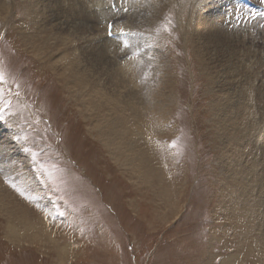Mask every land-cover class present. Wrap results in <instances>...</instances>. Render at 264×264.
<instances>
[{"label":"rangeland","instance_id":"374dc122","mask_svg":"<svg viewBox=\"0 0 264 264\" xmlns=\"http://www.w3.org/2000/svg\"><path fill=\"white\" fill-rule=\"evenodd\" d=\"M96 1L103 12H114V3L121 12L110 20L112 38L106 33L107 13L95 16L98 9L93 12L91 3L92 23L112 39L111 47L123 51L124 41L129 47L134 39L139 59L146 52L148 60L155 58L147 89L161 88L167 95V107L158 115L149 111L148 118H131L126 110L122 122L138 142L137 129L142 130L139 143L144 165L148 160L154 169L152 185L141 176L138 162L115 155L117 145L106 146L107 139L127 141L105 128L108 111L90 116L85 98L74 95L49 68L48 56L38 53L42 43L37 39L64 48L59 37L73 40L71 33L81 30L73 31L64 17L41 13L39 0H5L6 9H0V127L8 128L23 159L10 163L13 174L0 176L10 199L5 205L0 193V264H60V259L62 264H264V158L262 165L256 162L259 156L253 159L256 151L262 154L260 148L264 151V104L259 103L264 63L233 64L226 37L223 49L213 40L197 49L189 0L165 1L156 19L141 28L133 27L137 20L126 21L133 12L130 0ZM229 3L231 11L234 1ZM247 13L242 10L240 17ZM215 16L229 33L245 34L249 28L253 35L255 30L264 35V18L245 24L237 14ZM27 33L38 42L27 41ZM263 44L258 40L256 47L263 51ZM5 102H10L7 107ZM22 212L30 219L23 224H29L25 240L8 234L10 220L22 235ZM52 241L62 253H55Z\"/></svg>","mask_w":264,"mask_h":264},{"label":"bare ground","instance_id":"6f19581e","mask_svg":"<svg viewBox=\"0 0 264 264\" xmlns=\"http://www.w3.org/2000/svg\"><path fill=\"white\" fill-rule=\"evenodd\" d=\"M165 1H172V0H130L128 2V4H130L128 6V9L133 10V12L132 13L129 12L131 13V16L125 17L126 21H128L129 19H131L132 21L137 20L136 21L137 25H134L133 26L134 28H137V27L141 28V27H144V25H149L151 21L156 19L158 10H159V5L163 4ZM233 1H234V7L232 10L231 8L229 9L231 11H228L227 6L229 7L233 6V5L231 6V4L229 3L230 0H189L188 3H190L189 5L190 6L189 7L190 16L194 15L192 17H194L196 21V25L193 28V31H194L193 35L195 36L196 43L198 44L197 49L201 51L202 50L201 44H203V42L205 41L208 42L212 40L215 41L216 44H219L220 48L223 49L226 47L224 45H228L225 39L226 37L230 39L229 40L230 42L228 41V43L231 46L230 48L228 47L229 48L228 51H230V56H231V60L233 64L236 65L238 62L241 63L242 60L246 61V59H248V60H251L252 63L258 66L259 64L264 63V54H263L264 49L262 51V50H259L258 47H256V43L258 40L260 42L264 41L263 39L264 35H262V33L258 34L260 30H255L254 35L250 33L249 28L246 29L245 34H241L237 30H234L233 32L229 33L227 32L228 29H225L224 27H222L219 24V22L216 20V16H215L216 14H219L222 16L227 15L229 17H234V14H237L236 13L237 11L238 13L242 12L243 10L242 6H239L236 0H233ZM89 2L90 0L89 1L88 0H39V5H40L39 11L41 13H44L43 10H46L47 13L49 14H55V16L64 17V21H63L64 24L66 22L67 23L70 22L69 26L74 28L73 31L74 30H81V31L71 33V35L74 37L73 40H71L70 38H68L67 40L65 37L60 36L59 45L64 44L62 40L65 41L64 48L60 46L54 47L53 45H50L49 42L42 41L41 39H37L38 41H40V43H42V46L39 48L38 53L42 56L41 58L48 56L47 60H48L49 68L54 72V74L60 77L63 80V82H65L66 86L70 89V91L74 95H78V97L82 99L85 98L84 101L86 102L85 103L86 106L84 107L85 108L87 107L86 110L89 111L88 113L90 116L91 115L92 116L101 115L104 112L103 109L104 110L106 109L108 111L109 114H106V116H104V118H106L105 119L106 123H104L105 128L112 134H116V132L119 131L121 135L126 136L127 141H125L124 137L119 142L117 141L118 140L117 138H116L117 140L107 139L106 146L115 144L118 146L116 148L119 152V154H115V155L120 156V158L121 157L125 158V155H127V159L131 163L133 162V164H136V162H138L137 166L141 168V171H140L141 172L140 174H142L141 176L143 177V179L145 178L151 184V181H152L151 173H154L153 172L154 169L152 170L149 169L148 164H147L148 160L146 162V165H144L145 158L144 159L142 158L143 153L141 151V146L139 143L143 137L142 130L141 128L139 129L138 127H136V129L138 128L137 130L139 131V142H138V138L136 139V137L134 136L135 132L128 133L127 131L128 129L124 125H122V122L125 118L126 110H130L128 116L131 118H134L137 116L142 117V118L144 116H147L148 118L149 116L148 113L151 112L153 114L158 115L163 109L167 107V101H166L167 95L163 93L164 90L162 91L161 88L159 89L157 88L155 89L156 90L155 92V91H152L151 89L149 90L147 89V85L151 82V80L153 79L152 76L155 74V72L153 73L154 71L153 68L155 67L150 68V65L154 63L155 58L148 60V58H146L147 57V52H146L139 59L138 55L134 54V51L136 50V41L134 39L130 41L129 47L124 49L123 51H120L119 48L111 47L112 39L105 37L103 33L104 29L99 30L96 22L92 23V21L90 20V17H89L90 13L88 9L92 7L91 6L92 1L90 3ZM177 2H179L180 8L183 7L182 6L183 4L181 3L182 1L181 2L177 1ZM92 4L95 5L93 9V12H94L99 2L95 0V3L93 2ZM113 5H115V3ZM5 7H7L5 5V0H0V9H6ZM103 8L105 7L103 6L101 9L97 8L98 10L97 12L95 11V16H97V13L99 12L107 13L108 18H109L107 19V22H106V31H107L108 24H111L110 20L114 21L116 17L120 14L121 10H119V8L115 6L114 12L109 13L108 10L103 12ZM129 13L126 12V15H128ZM32 14H33L32 25H34L35 17H36L35 14H37L35 13L34 8L32 10ZM123 14L121 13V15ZM238 17L245 24L251 23L250 19L245 20V17L243 16L242 17L238 16ZM56 19L58 20L60 18H56ZM55 24L56 26L63 25V23H59V22H55ZM125 25L129 30L133 28V27H129L126 24V22H125ZM97 29L99 30V32L97 31ZM223 29H225V31ZM35 32L36 31H34V33ZM111 32H112V29H111ZM112 33L114 34V32ZM34 36L35 34H31V33L26 34V37H28L27 41H31L32 45L38 42L36 40L33 41ZM75 41L77 42V44L74 46L73 44L75 43ZM104 41L106 42V45ZM237 42L241 43L242 46L240 47L236 46L235 43L238 44ZM51 46L54 47L53 50H51L50 48ZM110 49L113 51H111ZM146 49L149 51L148 48ZM45 50H47L46 51L48 52L47 54H43ZM238 52H241L243 56L238 57L237 55L239 54ZM151 56L155 57V54L151 53ZM227 60H228V57H227ZM148 66L150 69H148ZM228 75L231 77L230 72L228 73ZM140 76H144L145 79L143 78V81H142V78ZM232 79H234L235 81V77H233V75H232ZM76 86H78L77 89H76ZM259 86H260V89L262 90V92H259V93L264 94V85L260 84ZM139 99L142 101L140 104L136 105L135 104L136 102L134 100H139ZM259 100H260L259 103L264 104V100H261V99ZM246 108H247L246 109L247 111L248 107ZM255 112H256V108H255ZM257 114L259 115V113ZM244 120L245 118L241 120L240 124H244L245 122ZM256 123L257 121L255 123L253 122V124L252 122L251 124L250 122H247V127L250 128L253 125H257L258 123L257 124ZM247 127L244 130L248 131ZM257 128L260 129V126H258ZM261 130L262 129H260V131ZM101 131L102 130H98V132H101ZM13 142L14 141L11 138V134L8 131V128L5 126L0 127V176L4 178L10 176L11 174L15 172L12 169L13 165H11L10 163H12L13 160H16V162H18L20 159L21 160L23 159V155L20 152L21 150L19 149V146L16 145L15 142L14 143ZM134 149H136V151ZM260 150L262 154L258 155L256 151V154L253 157V159L254 160L256 159V155L257 157L259 156L256 162H259V165L260 164L262 165L260 160L262 159L261 158L262 156L264 158V151H262L261 148ZM129 152L131 153L130 155H129ZM143 152L146 156L144 149H143ZM134 153L136 154V156L134 155ZM136 157H137V160H136ZM144 166L146 169L144 168ZM260 173H263L264 175L263 165H262ZM131 174L132 173H130V176ZM4 191H5V188L1 184L0 185L1 196L5 195L3 203L5 202L7 198L9 199L8 194L6 195ZM2 192H4V194H2ZM12 202L16 204L14 199ZM8 203L9 202H5V205H9ZM12 206H10L9 208H11ZM7 210H10V212L12 211V209H7ZM10 214L11 213H9V215ZM9 215H8V218H10ZM19 219H20V224L22 223V226H21L22 235L17 234V230L14 229V227L11 225V222H9L10 220L7 221L9 223L8 224V234L14 236V238L21 237L22 239H24L25 237H27L26 232H28L27 227L29 224L28 225L27 224L23 225V224H25L30 219L29 217L26 218L25 213L23 212L22 214H20ZM31 227L33 226L31 225ZM35 237L37 238L35 239ZM34 239L39 242L40 238L37 233L34 234ZM54 244L55 243L52 241L51 246L53 247L52 249L55 250V253H56V250L58 254L62 253L63 248L61 247L59 250L58 247L54 246ZM59 257L60 256L58 255V258ZM59 263L62 264L61 259Z\"/></svg>","mask_w":264,"mask_h":264},{"label":"snow or ice","instance_id":"6c2138e0","mask_svg":"<svg viewBox=\"0 0 264 264\" xmlns=\"http://www.w3.org/2000/svg\"><path fill=\"white\" fill-rule=\"evenodd\" d=\"M115 7V5H113ZM124 11H127V8L124 9ZM112 29V25H109V35H112L111 32ZM124 46L127 48L128 47V42L127 40L124 41ZM4 82V76L3 74H0V83ZM18 95V93H17ZM0 100H4V89L2 87H0ZM10 102H5V107H7V104ZM3 111V108H0V112ZM4 117L2 115H0V120H2ZM173 146H175V142H173ZM33 158H35V153H33ZM17 191H20V189H17ZM21 194L23 195V192H21ZM59 215L63 216L64 213L60 212Z\"/></svg>","mask_w":264,"mask_h":264}]
</instances>
